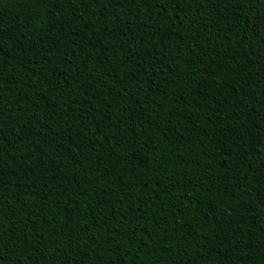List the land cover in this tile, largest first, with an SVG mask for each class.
<instances>
[{
  "label": "trees",
  "instance_id": "1",
  "mask_svg": "<svg viewBox=\"0 0 264 264\" xmlns=\"http://www.w3.org/2000/svg\"><path fill=\"white\" fill-rule=\"evenodd\" d=\"M156 4L0 0V264H264V0Z\"/></svg>",
  "mask_w": 264,
  "mask_h": 264
},
{
  "label": "snow or ice",
  "instance_id": "2",
  "mask_svg": "<svg viewBox=\"0 0 264 264\" xmlns=\"http://www.w3.org/2000/svg\"><path fill=\"white\" fill-rule=\"evenodd\" d=\"M183 2L189 4V0H157L156 7L163 10L165 3L177 4ZM247 0H194L196 9H207L209 11H217L219 8L225 5H231L232 7L239 8L245 4ZM191 6V5H190ZM257 27L264 29V15H260L257 20ZM6 119L0 115V136L3 135V128L6 125Z\"/></svg>",
  "mask_w": 264,
  "mask_h": 264
}]
</instances>
